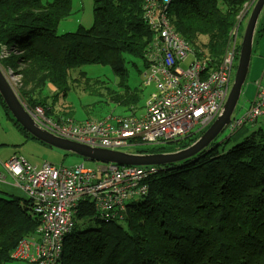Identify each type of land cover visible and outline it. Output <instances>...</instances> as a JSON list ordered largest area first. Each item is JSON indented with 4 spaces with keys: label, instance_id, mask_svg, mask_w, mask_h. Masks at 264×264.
<instances>
[{
    "label": "trees",
    "instance_id": "1",
    "mask_svg": "<svg viewBox=\"0 0 264 264\" xmlns=\"http://www.w3.org/2000/svg\"><path fill=\"white\" fill-rule=\"evenodd\" d=\"M46 1L0 0V45L18 53L5 64L23 66L20 97L55 116L70 91L69 72L96 65L119 78L121 92L106 89L105 94L114 95L111 100L121 109L136 108L134 90L120 83L130 82L136 61L145 67L148 62L143 51L152 32L143 17L146 0H93L91 27L62 35L56 30L68 1ZM254 1L171 0L168 11L176 33L198 55H207V69H216L243 6ZM80 79L84 90L100 84L83 74ZM48 86L54 91L42 98ZM61 114L71 117L72 112ZM141 152L168 151L158 146ZM6 162L0 164L6 173L0 180V264H30L11 253L30 240L39 220ZM144 182L146 196L109 211L114 222H99L91 209L83 208L77 224L88 220L96 227L81 232L76 225L64 240L59 264H264V127L227 151L204 150L194 160L159 168Z\"/></svg>",
    "mask_w": 264,
    "mask_h": 264
},
{
    "label": "built area",
    "instance_id": "2",
    "mask_svg": "<svg viewBox=\"0 0 264 264\" xmlns=\"http://www.w3.org/2000/svg\"><path fill=\"white\" fill-rule=\"evenodd\" d=\"M146 2L144 18L159 41L148 58L150 66L146 83H153L155 91L146 100L144 114L120 119L116 126L107 121L73 125L67 119L46 120L42 111L36 108L31 114L37 125L57 137L92 148L119 150L138 145L151 147L177 143L179 151L181 140L203 130L221 114L231 89L237 59L235 41L246 7L228 35L220 66L207 69V59L198 55L184 71L180 65L187 55L192 54L190 47L177 35L164 12L158 8V2ZM161 2L166 8L170 0ZM197 60L199 63L195 62ZM187 72H191L189 77ZM255 85L252 102L229 123L228 130L232 134L264 117V70ZM4 167L12 177L26 182V186H20V189L27 199L33 201L34 212L41 222L36 239L28 241L29 248L21 244V250H16L12 256L30 262L36 259L38 264H59L63 241L74 227L81 203H93L101 220H114V213L109 211L114 208L123 210L124 202L134 196H146L148 187L144 180L156 172L154 167H110L97 182L96 171L84 165L56 168L43 163L34 168L23 157H14Z\"/></svg>",
    "mask_w": 264,
    "mask_h": 264
},
{
    "label": "rangeland",
    "instance_id": "3",
    "mask_svg": "<svg viewBox=\"0 0 264 264\" xmlns=\"http://www.w3.org/2000/svg\"><path fill=\"white\" fill-rule=\"evenodd\" d=\"M47 1H54V0H47ZM68 1V11L65 12L62 15V19L58 24L56 33L58 35H62L65 33H75L79 28L88 29L91 27L93 23V0H67ZM256 1V0H255ZM250 5H244L246 7V10L250 7L248 10V13L246 14L245 18L240 23L239 30L237 32V39L235 41V44L238 45V47L241 44L242 35L245 29V25L247 22V19L249 17L250 11L255 3ZM244 6L242 8V11L244 9ZM245 10V11H246ZM241 11V12H242ZM245 11L242 12V16L244 15ZM264 11V7L262 8V12ZM240 12V13H241ZM241 16V17H242ZM256 39H264V18L262 20V23L260 27L257 30V33L255 35ZM253 44V41H252ZM6 48V54L3 56L2 49ZM253 50V47H252ZM151 51L149 49H144L143 55L149 54ZM12 53L15 54L11 48L7 47L5 44L0 45V56L3 57H9L12 56ZM256 53V48H254V54ZM202 58L207 59V55L203 54ZM253 59V58H252ZM191 61V57H188V60L181 65L183 69H185L188 65V63ZM196 63H199V61H195ZM237 63V61H235ZM146 67L143 61H136L135 66L132 68V71L130 75L128 76L130 82H125L124 84L120 83V87L125 88V86H128L129 88H132L134 90V97L132 99H136L137 105L139 108H142L145 106V100L149 96V93L154 90L153 84L145 85L143 82L145 81L144 73L146 72ZM235 72V71H234ZM9 81H7L5 84L9 88L10 92H12V95L16 98L18 103H20L22 109L29 117V120H31V123L35 124V118L31 114L30 108L26 104V102L23 100L22 97H20L17 87L19 84L23 83V75H21V70L17 68L9 69ZM83 74L85 78L91 79L92 77H98L102 81H104L106 84H103L106 88H109L111 90L114 89V91H119L116 85L119 81V78L116 75H112L108 67H100L96 65H84L82 68L74 69L69 72V87L70 91L67 95V98L61 102V105L66 106L69 105L73 108L74 113L71 116L74 119H81L88 117L90 119H101L103 117H107L109 115H121L123 114L119 108L116 107V103L114 100H111V98L114 97V95L105 94V90H103L101 87H97L96 85H90L91 90L94 91V94H91V92L86 91L83 92V85L81 84L79 75ZM234 77V74H233ZM96 78V79H98ZM233 80V79H232ZM248 77L246 78V82L242 87V92L246 96L249 92L250 95H252V90H246L245 87L247 85ZM80 81V83H79ZM50 89L53 90L52 87L49 86ZM51 92L48 93V96H50ZM101 94V95H100ZM2 97H0L1 99ZM3 101V99H2ZM6 107V106H5ZM81 107L85 108V114L82 112ZM7 108V107H6ZM239 110V102L237 103V106L235 107L234 114L237 113ZM9 111V110H8ZM8 111L2 106L0 102V155L3 156L4 161L6 162L9 158L8 155H11L10 161L14 159V157L22 156L25 161L29 164L27 159H32L34 162H48L57 166H63V167H69L74 166L78 164H84L90 167H93L99 163L96 162H86L80 157L73 155L71 153H66L54 148H48L46 146L39 145V142L31 136L29 133H27L22 128L19 129L17 127L16 121L13 119L12 115L8 113ZM141 113V112H139ZM210 126V125H209ZM208 126V127H209ZM208 127L204 128L203 130L197 131L195 134L191 135L190 137L184 138L180 141V146L190 145L195 140H197L207 129ZM244 129V128H243ZM241 129L236 134H230L227 130L222 131L213 141L212 143L205 149L207 152L208 150L214 149L215 152H222L227 151L228 149L235 147L242 143L248 135H250L252 132H257L261 128L259 127L258 122H254L250 125V128L247 129L246 134H241ZM194 129L193 131H195ZM239 135V136H238ZM177 143H170V144H164L161 145L162 149L173 152L174 148H176ZM146 149H142L139 146H132V147H122L119 149V151L123 152H140L144 151ZM200 154V153H199ZM199 154L196 156H193L191 158L185 159L186 160H194L198 158ZM26 157V158H25ZM7 159V160H6ZM182 161V162H183ZM36 168V167H34ZM14 182L20 184L22 187L26 186L25 181H20L17 178L13 177ZM20 190V189H19ZM21 191V190H20ZM88 204H83L80 207L79 212L83 208H87ZM77 228L79 231L83 232L88 230V232L93 231V229L96 227V224L94 221H85L84 223L79 222L77 224ZM35 239V234L31 233L30 235V241ZM23 245L24 247L29 248V242L28 240L21 241L13 253L18 250V252L21 250L20 245ZM10 264H26L24 262H12ZM30 264H38L36 259H33V262Z\"/></svg>",
    "mask_w": 264,
    "mask_h": 264
},
{
    "label": "water",
    "instance_id": "4",
    "mask_svg": "<svg viewBox=\"0 0 264 264\" xmlns=\"http://www.w3.org/2000/svg\"><path fill=\"white\" fill-rule=\"evenodd\" d=\"M263 6L264 0H256L250 11L241 39L232 86L226 102L223 105L221 114L216 117L208 129L197 140L189 146L181 148L179 151H175L174 153L148 155L125 154L105 150H93L75 143L64 141L46 133L43 130H40L35 124L33 126L20 103H18L16 98L12 95V92H10L7 85L1 82V79L0 97H2L1 99H3L4 105L7 107L19 126L33 136L37 141L60 151L72 153L85 161L135 167H144L149 165L163 167L169 164L180 163L183 160L196 156L204 151L229 124L231 115L241 95L242 87L245 84L250 64L253 36Z\"/></svg>",
    "mask_w": 264,
    "mask_h": 264
},
{
    "label": "clouds",
    "instance_id": "5",
    "mask_svg": "<svg viewBox=\"0 0 264 264\" xmlns=\"http://www.w3.org/2000/svg\"><path fill=\"white\" fill-rule=\"evenodd\" d=\"M158 1V0H157ZM171 1V0H170ZM159 2V5H158V8L161 10V11H163L164 12V14H165V16H166V18H167V20H168V22L169 23H171L172 24V27L174 28V26H173V23H172V18H171V16H170V14H169V11H168V5L170 4V2H169V4L167 5V7L166 8H164V5H163V3L161 2V0H159L158 1ZM250 7H251V5H250ZM250 7L245 11V13H244V15L241 17V22H242V20L245 18V16H246V14L248 13V10L250 9ZM143 17H144V15H143ZM144 20H145V18H144ZM146 21V20H145ZM240 22V23H241ZM147 23V22H146ZM147 25H148V23H147ZM240 27V26H239ZM148 28L149 29H151V27H150V25H148ZM255 31H256V29H255ZM151 32H152V37H151V40L149 41V43L147 44V46L145 47V49H149L151 52L149 53V54H147V55H143V58H150V56H152L153 55V53H154V51H155V48H156V45H157V42L159 41V38L157 37V34L151 29ZM176 32V31H175ZM178 35V34H177ZM254 35H255V33H254ZM179 36V35H178ZM180 37V36H179ZM181 38V37H180ZM253 38H254V36H253ZM182 39V38H181ZM183 40V39H182ZM184 41V40H183ZM185 42V41H184ZM241 45V44H240ZM189 47H190V49H191V52H195V50L190 46V45H188ZM7 47H9V46H7ZM9 48H11V47H9ZM239 48H240V46L239 47H237V56H236V58H238V54H239ZM5 50H6V48H4ZM12 49V48H11ZM13 50V49H12ZM7 51V50H6ZM16 54H18L17 52H16ZM189 57H191V61L189 62V64L192 62V61H194V60H192V59H194L196 56L194 55V54H189L188 55ZM197 58V57H196ZM220 58H222L221 56H220ZM188 60V58H185V61L183 62V63H185L186 61ZM236 61H237V59H236ZM183 63H181V65L183 64ZM236 62H235V66H234V71L236 70ZM181 65H180V68L182 69V70H186L187 68H188V66L185 68V69H183L182 67H181ZM149 66H150V64H149V61L147 62V65H146V70L148 71V69H149ZM147 71L144 73V77H145V81L143 82V84H145V85H149V84H153V83H146V73H147ZM234 75H235V72L233 73ZM79 77H80V75H79ZM96 78H98V77H92V79H91V82L90 83H92V81L93 80H97L100 84H95L97 87L99 86V87H101L103 90H105L106 91V89H109V88H106L104 85H102L101 84V82H103V84H106L104 81H102L100 78H98V79H96ZM234 77L232 76V79H233ZM80 81H81V84H84V82L82 81V79H80ZM232 82H233V80L231 81V86H232ZM84 86V85H83ZM21 87V84H19V86L17 87V91L19 90V88ZM153 88H154V90L153 91H151L150 93H149V95L152 93V92H154L155 91V86H154V84H153ZM44 90H49L50 92H51V94L53 93V91L54 90H52V89H50L49 88V86L48 87H46ZM44 90L40 93V96H42V98H48V97H50L51 96V94H50V96H47V95H42L43 94V92H44ZM83 90V92H86V91H89V92H91L90 90H91V87L89 88V90H84V89H82ZM93 93H94V91H92ZM114 92H116V91H114ZM228 95H229V93H228ZM228 95H227V97H228ZM149 97V96H148ZM147 97V98H148ZM227 99V98H226ZM147 100V99H146ZM146 100H145V103H146ZM61 102H63V101H60V103L57 105V107H56V109H55V116H48L47 114H46V109H44L43 107H41V106H34V107H30V106H28L29 108H30V111H33V110H35L36 108H38V109H40L41 111H42V113H43V116H44V118L46 119V120H49V121H55V122H58V121H60V120H70L72 123H73V125H81V124H84V123H91V122H102V121H107L108 122V124L109 125H111V126H116L117 125V121L118 120H120V119H127V118H130V117H136V116H142L143 114H144V110H145V106L144 107H142V108H139L138 106L136 107V108H133V107H130V109L129 110H125V109H121L118 105H117V103H116V107L117 108H119L120 110H121V112L123 113V114H121V115H109V116H107V117H103V118H101V119H95V120H93V119H90V118H88V117H86V118H83V119H80V120H75L72 116L71 117H68V116H65V115H63V114H61L64 110H69V111H71L72 112V114H75L74 113V110H73V108L71 107V106H69V105H66V106H63V105H61ZM225 102H226V100H225ZM224 102V103H225ZM224 105V104H223ZM237 106V105H236ZM81 109H82V112L85 114V108L84 107H81ZM222 110H223V108H222ZM235 110V109H234ZM139 112H141V113H139ZM234 112V111H233ZM239 113V110L237 111V113H232V115H231V119H230V121L232 120V118L236 115V114H238ZM264 117H260V118H258L257 120H256V122L259 120V119H263ZM230 123V122H229ZM212 124V123H211ZM210 124V125H211ZM35 125L40 129V130H43V131H45L43 128H41L39 125H37L36 124V122H35ZM228 126H229V124L227 125V127L225 128V130H227L228 132H229V130H228ZM208 127V126H207ZM260 128H261V126H259ZM244 128V129H243ZM246 128H250V126H242L241 127V129H243V130H245L246 131V133L248 132L247 131V129ZM241 129H238L236 132H233V134H236V133H238ZM242 130V131H243ZM46 133H48V134H50V135H52V136H54V137H56V138H58V139H61V140H64V141H68V142H71V143H75V144H78V145H81V146H84V147H87V148H90V149H93V150H105V151H111V152H120V153H125V154H141V155H148V154H167V153H174L175 151H173V152H151V153H142L141 151L140 152H123V151H119V150H106V149H100V148H92V147H90V146H87V145H84V144H80V143H77V142H73V141H70V140H66V139H62V138H60V137H57V136H55V135H53V134H51V133H49V132H47V131H45ZM230 133V132H229ZM230 134H232V133H230ZM39 142V141H38ZM41 143V142H40ZM41 144H44V143H41ZM167 144H170V143H167ZM44 145H46V144H44ZM48 146V145H47ZM139 147H141L142 149H146L147 147H145V146H141V145H138ZM158 146H161V145H158ZM158 146H151V147H149V148H153V147H158ZM187 146H189V145H186L185 147H187ZM48 147H50V146H48ZM132 147V146H131ZM177 147V146H176ZM51 148H53V147H51ZM55 149V148H54ZM58 150V149H57ZM66 153H68V152H66ZM72 154V153H71ZM74 155V154H73ZM19 157H22V156H19ZM82 159V158H81ZM8 161H9V159H8ZM7 161V162H8ZM85 161V160H84ZM6 162V163H7ZM86 162H89V161H86ZM43 163H48V162H42L41 164H40V166L43 164ZM97 163V162H96ZM48 164H50V165H52V166H54V167H56V168H70V167H76V166H78V165H84V164H78V165H74V166H69V167H63V166H57V165H54V164H51V163H48ZM177 164V163H176ZM29 165H31V164H29ZM169 165H172V164H169ZM31 166H33V165H31ZM40 166H38V167H36V166H33V167H36V168H39ZM84 166H87V165H84ZM165 166H168V165H165ZM87 167H89V168H91V170H95L96 171V174H97V178H96V180L95 181H99V180H101L103 177H102V173L103 172H106V171H108V169L110 168V167H114V168H116V169H122V168H124V167H128V168H148V167H154V168H156V172L158 171V169L159 168H162V167H156V166H153V165H149V166H144V167H135V166H117V165H114V164H105V163H99V164H97V165H95V166H93V167H90V166H87ZM164 167V166H163ZM155 172V173H156ZM154 175V174H153ZM152 175V176H153ZM4 176H6V173L2 170V173H0V180L1 179H3L4 178ZM152 176L150 177V178H152ZM2 181H0V183H1ZM15 185L20 189V184H16L15 183ZM21 190V189H20ZM21 192H22V190H21ZM29 200V199H28ZM30 201V204H31V207H32V210H33V213L36 215V217L38 218V220H39V225H40V218H39V216L34 212V205H33V201H31V200H29ZM88 204V206H87V208H89V209H91L93 212V215H94V219H96V220H98L99 222H105L104 220H101L100 218H99V214H98V212L96 211V209H95V207L94 206H92V204L93 203H91V202H83V203H81V205H79L78 206V210H77V213H76V215H75V223H74V227H73V229L71 230V232L74 230V228H75V226L77 225V218H76V216H77V214L79 213V210H80V207L83 205V204ZM111 222H114V220H110V221H108V222H105V223H111ZM39 227V226H38ZM37 227V228H38ZM37 230V229H36ZM70 232V233H71ZM69 233V234H70ZM35 239H36V231H35ZM68 234V235H69ZM67 235V236H68ZM66 238V237H65ZM34 239V240H35ZM65 240V239H64ZM63 243H64V241H63ZM62 247H63V244H62ZM61 255H62V248H61Z\"/></svg>",
    "mask_w": 264,
    "mask_h": 264
},
{
    "label": "crops",
    "instance_id": "6",
    "mask_svg": "<svg viewBox=\"0 0 264 264\" xmlns=\"http://www.w3.org/2000/svg\"><path fill=\"white\" fill-rule=\"evenodd\" d=\"M263 18H264V11L261 12V14H260L258 23L256 25L257 30L260 27ZM150 31H151V29H150ZM252 47H253V50H254V48H256V53L254 54V58L253 59L251 58V60H250V64H249V68H248V72H247V76H246V78L248 77V80H247V85H246L245 89L246 90H248V89L252 90L253 92H252V95H250V93L248 92L246 96L244 95L243 92H241V95H240L239 100H238V102H239V113H243L247 109L248 105L252 102V100L254 98L255 91H256V85L255 84H256V82H258V80L261 77V75L263 73V70H264V39H262V38L261 39H256L255 35H254ZM192 54L198 56L196 51L192 52ZM199 55H203V54H199ZM188 57L189 56L187 55L185 58H188ZM245 82H246V80H245ZM49 92H50L49 90H44L42 95H47L48 96ZM0 102H1L2 106L8 111V109L5 107L2 99H0ZM8 113L11 115V113L9 111H8ZM81 119H83V118H81ZM75 120H80V119H75ZM257 122H258L259 126L264 127V118L263 119H259ZM39 145L48 147L47 145L41 144L40 142H39ZM48 148H50V147H48ZM10 156L11 155H8L7 158L10 159L11 158ZM26 160L29 162V164H31L33 166H36V167L40 166V164L42 163V162L41 163L34 162L30 158L29 159L26 158ZM4 162L5 161L3 159V156L0 155V164H2ZM0 173H2L1 167H0ZM3 191L13 192L16 195L20 196V194H17L16 192H14L12 190H3Z\"/></svg>",
    "mask_w": 264,
    "mask_h": 264
},
{
    "label": "bare ground",
    "instance_id": "7",
    "mask_svg": "<svg viewBox=\"0 0 264 264\" xmlns=\"http://www.w3.org/2000/svg\"><path fill=\"white\" fill-rule=\"evenodd\" d=\"M46 2H48V1H46ZM3 54H6V52L3 51ZM12 55H14V54L12 53ZM3 56H0V79H1V82L6 83L10 79L8 71H9V69H12V67L5 64V62L9 59L10 56L7 58L3 57ZM251 58H254V50H251L250 60H251ZM15 68L22 70L23 66H22V64H18L17 67H15ZM186 74L189 77L191 75V72H187ZM79 83H80V81H79Z\"/></svg>",
    "mask_w": 264,
    "mask_h": 264
},
{
    "label": "flooded vegetation",
    "instance_id": "8",
    "mask_svg": "<svg viewBox=\"0 0 264 264\" xmlns=\"http://www.w3.org/2000/svg\"><path fill=\"white\" fill-rule=\"evenodd\" d=\"M187 66H189V63H188V65Z\"/></svg>",
    "mask_w": 264,
    "mask_h": 264
}]
</instances>
